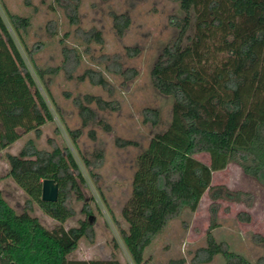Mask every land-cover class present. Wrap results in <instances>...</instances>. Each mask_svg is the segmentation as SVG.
Instances as JSON below:
<instances>
[{"label":"trees","instance_id":"obj_1","mask_svg":"<svg viewBox=\"0 0 264 264\" xmlns=\"http://www.w3.org/2000/svg\"><path fill=\"white\" fill-rule=\"evenodd\" d=\"M176 1L182 12L173 22L176 35L163 46L149 71L153 88L171 98L169 122L137 154L130 192L120 210L126 224L120 235L132 264H145L144 249L182 208H196L204 191L211 189L212 172L234 163L245 175L264 183V0ZM110 17L112 29L120 36L128 17L116 13ZM8 19L15 30L28 24L26 17L8 14ZM90 36L101 42L98 31ZM126 52L134 54L136 48H126ZM86 74L89 82L105 86L100 76L95 78L91 71ZM83 100L94 102L100 110L113 109L109 101L96 96L85 95ZM75 102L82 127L102 124L87 105ZM157 118L155 109H144L143 122L155 125ZM50 120L0 17V150L17 140L20 131H32L38 137L40 127ZM77 132L69 131L72 142ZM129 143L121 141V145ZM197 153H205L207 163L196 159ZM95 156L100 158V154ZM5 158L8 175L25 194L26 205L16 213L0 193V264H119L114 258L67 257L89 228L86 221L62 226L73 214L66 203L69 193L81 199L83 184L69 151L57 147L39 151L28 140ZM83 161L89 165L86 158ZM43 179L57 184L53 202L40 200ZM227 193L235 199L242 194ZM32 202L58 223L50 229L41 225L28 213ZM239 219L247 221V216ZM214 227L212 216L204 245L194 251L191 261L206 263L220 255L224 264H251L216 241L211 233ZM257 241L264 243V237L258 236ZM166 264L185 261L169 258Z\"/></svg>","mask_w":264,"mask_h":264},{"label":"rangeland","instance_id":"obj_2","mask_svg":"<svg viewBox=\"0 0 264 264\" xmlns=\"http://www.w3.org/2000/svg\"><path fill=\"white\" fill-rule=\"evenodd\" d=\"M28 2L0 0V17L51 120L40 127L38 137L32 131H20L17 140L0 150V193L14 212L25 209L26 196L8 175L7 153L16 154L28 140L39 151L66 149L77 164L83 184L81 199L69 193L66 203L73 214L62 226L75 227L79 221L89 226L67 257L86 261L114 258L119 264H132L120 235V230L126 228L120 210L130 192L137 154L169 122L171 98L153 88L149 71L163 46L176 35L173 22L182 12L176 0ZM112 13L129 19L120 36L112 29ZM8 14L26 17L27 26L15 30ZM92 31L99 32L100 43L91 38ZM126 48H136V52L127 53ZM88 71L95 78L100 76L105 86L89 82ZM81 75L84 78L77 79ZM85 95L109 101L113 109L100 110L94 102L86 103ZM76 100L94 111L95 119L103 126L89 123L82 127ZM144 109L157 111L155 125L143 122ZM75 130L77 137L72 142L69 131ZM121 141L130 143L121 145ZM194 157L207 163L205 153ZM210 187L193 211L182 208L151 239L143 252L145 264H166L169 258L179 257L185 264H224L220 255L206 263L191 261L194 251L204 245L212 216L215 227L211 233L216 241L224 242L251 264H264V243L257 241L258 236L264 237V183L229 163L212 172ZM236 191L242 193L237 199L227 193ZM27 210L47 229L58 223L33 202ZM244 214L247 221L239 219Z\"/></svg>","mask_w":264,"mask_h":264},{"label":"water","instance_id":"obj_3","mask_svg":"<svg viewBox=\"0 0 264 264\" xmlns=\"http://www.w3.org/2000/svg\"><path fill=\"white\" fill-rule=\"evenodd\" d=\"M57 198V184L52 179L41 181L40 200L53 202Z\"/></svg>","mask_w":264,"mask_h":264}]
</instances>
